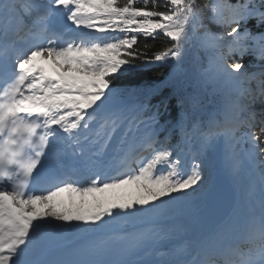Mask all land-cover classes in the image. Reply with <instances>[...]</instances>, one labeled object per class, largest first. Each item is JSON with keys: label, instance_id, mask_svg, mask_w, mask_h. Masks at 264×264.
I'll return each mask as SVG.
<instances>
[{"label": "snow or ice", "instance_id": "snow-or-ice-1", "mask_svg": "<svg viewBox=\"0 0 264 264\" xmlns=\"http://www.w3.org/2000/svg\"><path fill=\"white\" fill-rule=\"evenodd\" d=\"M0 264H264V0H0Z\"/></svg>", "mask_w": 264, "mask_h": 264}, {"label": "trees", "instance_id": "trees-1", "mask_svg": "<svg viewBox=\"0 0 264 264\" xmlns=\"http://www.w3.org/2000/svg\"><path fill=\"white\" fill-rule=\"evenodd\" d=\"M141 42L143 43L142 38H141ZM148 43L151 44V43H153V41L149 40ZM155 43L157 46H159L160 41H156ZM170 69L171 68L169 66L155 67L153 69L147 70L144 73V76H145V79H151L155 75L156 72H160L164 76H167ZM170 92H171V89L169 87H164L162 90V95L167 96V95H169ZM217 101H218V97H216V96L209 95V96H206V98H205V102L209 103L210 105L215 104ZM161 111L163 112V109H161ZM178 114H179V109L177 108L175 98H173L170 101V109H169L168 113H164V115L161 118V123H163L164 120H166V119H174V118L178 117Z\"/></svg>", "mask_w": 264, "mask_h": 264}, {"label": "water", "instance_id": "water-1", "mask_svg": "<svg viewBox=\"0 0 264 264\" xmlns=\"http://www.w3.org/2000/svg\"><path fill=\"white\" fill-rule=\"evenodd\" d=\"M220 190L226 200H231L234 195L232 188L227 184V182H222L220 185Z\"/></svg>", "mask_w": 264, "mask_h": 264}]
</instances>
